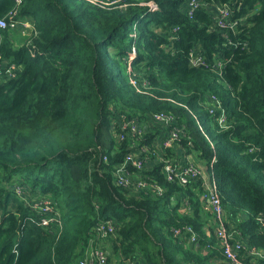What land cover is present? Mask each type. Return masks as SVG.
Listing matches in <instances>:
<instances>
[{"label":"trees","instance_id":"16d2710c","mask_svg":"<svg viewBox=\"0 0 264 264\" xmlns=\"http://www.w3.org/2000/svg\"><path fill=\"white\" fill-rule=\"evenodd\" d=\"M22 1L19 16L37 33L32 44L17 47L0 32V62L17 68L15 78L0 83V264H75L108 219L117 225L106 240L108 264H128L137 254L145 264L217 258L225 264L216 237L205 232H213V216L203 209L202 181L169 183L151 158L147 170L129 171L157 181L161 195L115 182L132 142L138 153L165 137L154 120L160 112L173 114L184 131L177 149L210 167L233 230L263 252L264 0H200L192 18L189 0H99L104 7L87 0ZM147 2L157 9L142 5ZM216 5L230 8L235 29H217ZM15 6L0 0V18ZM133 48L131 66L141 83L150 82L148 94L129 81ZM193 49L203 51L207 66H192ZM211 95L225 108L229 128H221L219 113L210 114ZM121 116L147 127L143 141L118 140ZM158 128L164 136L155 142ZM15 184L54 201L61 229L41 225ZM186 205L191 211L181 215ZM187 226L200 235L189 247L187 235H173ZM247 262L264 264V258Z\"/></svg>","mask_w":264,"mask_h":264},{"label":"built area","instance_id":"2783aa9c","mask_svg":"<svg viewBox=\"0 0 264 264\" xmlns=\"http://www.w3.org/2000/svg\"><path fill=\"white\" fill-rule=\"evenodd\" d=\"M16 6L10 10L5 16L0 18V32H7L9 37L20 26L23 27V35L26 37V44H32V40L37 36L34 32V26L31 22L22 19L19 16V9L22 6V0H14ZM91 4L104 7L107 5L99 0H87ZM144 6H149L151 10H156L157 5L154 2L142 3ZM202 6L200 0H189L187 7V15L191 18L193 14ZM233 12L227 5L214 6V20L215 26L219 31L227 29H235L237 23L232 20ZM178 29L175 28L174 31ZM173 39V38H172ZM190 53V62L193 67L207 66L203 51L200 49H193ZM133 57L130 58L127 65V71L130 76V83L134 89L139 92L148 94L150 82L144 80L142 83L135 71L132 69V62L136 58V50L133 48ZM0 62V79H13L17 76V68L14 64L7 62ZM223 64H217V68L221 70ZM210 114L219 113L218 121L222 129L229 128L227 123V113L222 106L221 101L215 96L209 97ZM154 120L157 124L162 125L166 131L165 137L156 147L151 148L146 144L139 147V152L136 153L133 148H136L135 143L132 142L131 151L125 158L124 164L120 166L115 172V182L119 187L144 192H155L158 195L163 193V187L154 179L146 177L134 178L129 168L143 172L147 170L150 164V159L155 158L157 162L163 165L162 174L169 183H177L181 187H187L193 183L202 181L204 194L201 196L203 201H208L211 216H213V223L215 225L214 234L216 235L218 249L221 252L225 264H249L247 258H264V251H259L257 248L247 245L240 239V233L231 229L230 221L225 215V210L222 205V200L218 195V186L216 179L212 172L208 174L210 177L205 179V173L194 162L186 160L179 162L173 157L169 156L170 151L177 152L179 141L184 135V131L178 125H175L176 117L173 114L160 112L154 115ZM114 124V123H113ZM114 126V125H113ZM120 132L117 135L119 141L129 139L142 140L146 134V126L140 124L137 118L127 119L126 116H121L118 121ZM106 160V158H105ZM16 193L26 202L28 206L37 214L41 220V225L53 230L61 229L63 220L61 213L57 209L54 201L47 197L32 196L28 187L25 185L15 184ZM261 229H264L263 217L258 219ZM117 232V225L111 219L100 222L94 229L92 238L86 245L83 257L75 264H108V253L97 245L98 240H107L115 237ZM187 235L188 243L195 245L200 241V235L194 230L192 226H187L183 229H173L175 238H182ZM128 264H134L133 261H127Z\"/></svg>","mask_w":264,"mask_h":264},{"label":"crops","instance_id":"0c3cea01","mask_svg":"<svg viewBox=\"0 0 264 264\" xmlns=\"http://www.w3.org/2000/svg\"><path fill=\"white\" fill-rule=\"evenodd\" d=\"M22 30H23V27L22 26H20L18 29H16L14 31V36L11 39L12 41H14L15 46H17V47L26 44V37L23 35ZM2 80L0 79V83L2 82ZM158 129L160 130V135L157 137V139L155 140V142L159 139L160 136H164L163 133H162V131H161V128H158ZM160 141H158L157 143H159ZM174 158H176V160H178L179 162H183V161H186V160H189V161L194 162L205 173V179H208L210 177L208 175V174L211 173L210 172V167H208L207 165H205L204 163H202L201 161H199L198 158H197V156L195 154H193V153L185 154L182 150L177 149V152H175ZM152 164L153 163L151 162V165ZM202 205H203L204 211L206 213L208 212V213L211 214L208 201H203L202 200ZM190 211H191L190 205H188V206L186 205V206H184V207H182L180 209L181 215H186L187 216L190 213ZM210 219L212 221V222H210L211 223L210 226L213 228V232L211 230H208L207 229L208 227L205 229V232H206V234H207V236L209 238L213 237V235L216 237V235L214 234L215 225L213 223V217L210 218ZM228 220L231 222L230 219H228ZM231 229L233 230V226H231ZM241 238L242 237H240V239ZM243 242H245V241H243ZM98 244H99L100 248H102L103 250H105L109 254V252L111 251V249L108 246H106V240H98L97 245ZM186 244L188 245V247L190 246V243H188L187 241H186ZM133 263L134 264H145V261L143 260V257L141 255L137 254V255H135V258L133 260ZM212 264H222V263H221V260L217 258L216 260L215 259L212 260Z\"/></svg>","mask_w":264,"mask_h":264},{"label":"rangeland","instance_id":"374dc122","mask_svg":"<svg viewBox=\"0 0 264 264\" xmlns=\"http://www.w3.org/2000/svg\"><path fill=\"white\" fill-rule=\"evenodd\" d=\"M13 36H14V33L12 34V36L10 38L12 39ZM106 246H108L111 249V244L109 242H106Z\"/></svg>","mask_w":264,"mask_h":264},{"label":"clouds","instance_id":"9594fccd","mask_svg":"<svg viewBox=\"0 0 264 264\" xmlns=\"http://www.w3.org/2000/svg\"><path fill=\"white\" fill-rule=\"evenodd\" d=\"M12 41V40H11ZM12 42H14V41H12ZM15 44V43H14Z\"/></svg>","mask_w":264,"mask_h":264}]
</instances>
